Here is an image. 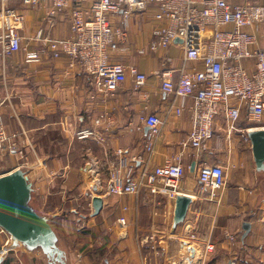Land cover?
<instances>
[{"label": "crops", "instance_id": "obj_1", "mask_svg": "<svg viewBox=\"0 0 264 264\" xmlns=\"http://www.w3.org/2000/svg\"><path fill=\"white\" fill-rule=\"evenodd\" d=\"M51 5V0H0V10L13 8L22 17L18 30L21 50L3 56L0 48V114L8 134L17 135L18 149L0 151V177L18 172L28 188L19 211L23 226L18 234L0 224V250L8 241L12 243L14 234L18 236V244L2 264H264V171L257 170L252 147L241 135L224 140L220 119L209 151L185 152L183 162L190 168L180 188L192 202L185 220L175 229L170 230V220L176 200L166 195L153 196L143 189L137 195L103 197L96 191L100 190L96 181L107 182L118 149L127 151L131 163L141 158L134 162L137 174L178 153L191 129L192 101L165 94L157 72L165 68L163 56L171 57L175 79L181 70L203 65L186 62L178 41L159 53L148 52L156 23L153 10L136 14L125 24L128 49L114 53L112 59L136 67L148 80L137 87L129 73L113 95H104L96 91L93 78L83 67L72 65L65 54L58 58L46 54L40 62H26L27 52L41 50L45 38L72 36L69 11L52 18ZM261 26L249 30L259 33ZM263 37L261 33L264 41ZM181 103L185 108L178 116L175 110ZM98 115L105 116L97 128L104 141L78 139L76 133L92 127ZM151 115L158 116L162 125L154 152L149 153L145 144L150 127L140 120ZM238 125L240 129L248 126L243 119ZM202 162L225 167V188L213 194L201 191L195 172ZM193 164L195 170L191 171ZM89 165L95 171L88 170ZM96 196L102 198L103 206L94 215ZM121 218L125 225L119 223ZM245 223L250 225L248 231ZM35 224L46 230L54 249L63 254L61 263L48 255L37 233L26 232ZM150 231L156 247L144 241L141 248L140 239ZM227 234L235 240L230 241ZM204 240L215 244L213 253L205 254ZM212 255L215 257L207 262Z\"/></svg>", "mask_w": 264, "mask_h": 264}, {"label": "built area", "instance_id": "obj_2", "mask_svg": "<svg viewBox=\"0 0 264 264\" xmlns=\"http://www.w3.org/2000/svg\"><path fill=\"white\" fill-rule=\"evenodd\" d=\"M51 3L49 15L52 18L69 11L72 36L45 38L41 50L27 52L26 62H40L46 54L54 58L65 54L72 65L79 64L93 78L99 93L113 95L125 83L129 73L134 76L137 87L147 82V74L114 61L112 55L128 49L126 22L134 15L150 10H153L156 23L147 51L159 53L178 41L186 62L203 65L202 68L192 66L181 70L175 79V69L170 67L171 57H162L166 65L157 72L161 90L183 101H192L189 106L191 129L180 143L178 153L160 165L145 168L140 174H137L134 162L141 158L132 159L131 163L127 151L118 149L115 161L108 168L109 183L103 190H98L103 197L137 195L145 189L153 196L162 194L176 200L183 194L180 183L190 168L183 162L185 152L188 149L195 153L209 151L219 119L223 123L225 141L241 135L242 141L252 147L248 133L264 128L261 127L264 120V46L260 42L261 36L249 29L264 24V0L237 3L229 0H51ZM21 21L22 17L15 9L3 6L0 10L3 56L21 50L18 32ZM39 33L41 36V31ZM184 108L185 104L181 103L175 114L180 116ZM241 119L248 124L246 128L240 129L238 122ZM104 121L105 116L98 115L93 119L92 127L76 133L77 138L103 142V134L97 128ZM140 121L150 127L145 148L149 153L154 152L162 121L156 115L143 116ZM16 138V134H8L0 114V151L17 150ZM88 167L95 171L93 166ZM196 172L201 191L213 194L226 187L227 173L222 164L202 162ZM96 187L101 188L102 181H98ZM119 223L125 225L126 221L121 218ZM191 238L197 239L194 235ZM227 238L235 240L231 234H227ZM146 239L152 241L154 237L151 235ZM203 246L205 254L215 250L211 241L204 240ZM11 250L8 241L0 250V262Z\"/></svg>", "mask_w": 264, "mask_h": 264}, {"label": "water", "instance_id": "obj_3", "mask_svg": "<svg viewBox=\"0 0 264 264\" xmlns=\"http://www.w3.org/2000/svg\"><path fill=\"white\" fill-rule=\"evenodd\" d=\"M248 136L251 141L256 168L258 171H264V128L252 130L248 133ZM194 170L195 164H193L191 167V171ZM27 195L28 188L24 185V181L20 179L18 172L12 175H4L0 177V224L9 230H12L16 234H18L20 227L23 226L19 211L25 202ZM191 202L192 198L188 195L182 194L176 198L174 211V221L176 224H179L185 220ZM102 206V198L99 196L94 197L93 214L97 215L101 211ZM244 227L248 231L250 225L245 223ZM29 231L30 234L37 233L39 235L41 238L40 245H44L48 255L54 256L53 254L55 252L59 253L57 249H54L51 237L50 240L49 237H46V230H42L39 224H37V226L35 224V226L33 225L32 227H28L26 232ZM16 234L12 236L15 245L18 244V236ZM59 255H61V253H59Z\"/></svg>", "mask_w": 264, "mask_h": 264}, {"label": "rangeland", "instance_id": "obj_4", "mask_svg": "<svg viewBox=\"0 0 264 264\" xmlns=\"http://www.w3.org/2000/svg\"><path fill=\"white\" fill-rule=\"evenodd\" d=\"M229 1L232 2V3H237V2H241V1H243V0H229ZM259 30H260L261 32L257 33L258 35L261 36V33L264 34V24H262V26H261L257 31H259ZM263 38H264V37H263ZM261 41H263V40H261ZM263 42H264V41H263ZM263 42H262V44H264ZM263 121H264V120H263ZM263 126H264V125H263ZM233 139H237V137H235V138H233ZM17 150H18V149H17ZM17 150H14V152H16ZM223 150L226 151L225 148H224ZM223 155L226 156V153L223 154ZM88 170H92V169L88 167ZM188 171H189V170L187 169L185 176L189 174ZM231 171H232L233 176H234V175L236 174L235 170L232 169ZM1 172H3V171H2V169L0 168V173H1ZM195 175H197L196 172H195ZM108 178H109V177H108ZM104 181H105V180H104ZM97 183H98V181H96V184H97ZM108 183H109L108 180H107V182H102V187H101V188H98V189L103 190V188H106V186L108 185ZM96 191L98 192L97 189H96ZM94 193H95V191H94ZM91 195H92V194H91ZM100 195L102 196L101 193H100ZM126 195H127V194H126ZM27 196H28V195H27ZM110 196H111V195H110ZM122 196H124V195H122ZM175 225H178V224H176L175 221H174V219L171 218V220H170V230H171V228H172V229H175V227H176ZM150 232H151V231H150ZM150 232L147 233L148 236H145L143 239H140V240L143 241V243H142V242L140 243L141 248L145 247L146 243H147L148 245H150L151 248H152V247H153V248L156 247L157 244H155V236H154V234H152V232H151V233H150ZM151 235H153L154 239H153L152 241L147 240L146 238L150 237ZM191 236H192V235H191ZM156 239H157V238H156ZM185 240H186V239H185ZM144 241L146 242L145 244H144ZM9 247H11L12 249L16 247V245H15V243H14V241H13V238H12V243L9 244ZM184 250H186V252L189 251L187 248L184 249ZM57 251H58V250H57ZM214 251H215V250H214ZM212 253H213V252H212ZM8 254H9V253H8ZM189 254H190V253H189ZM189 254H187V255H189ZM53 255H54V259H57L58 262L61 263V261H60V257H61L63 254L59 255L58 252H55ZM214 255H215V254H214ZM214 255L210 256V257H209V260H207V262H209L213 257H215ZM7 257H8V255H7ZM7 257H6L3 261H1L0 264H2V263L7 259ZM61 258H62V257H61ZM54 259H53V260H54ZM211 261H212V260H211ZM174 264H175V263H174Z\"/></svg>", "mask_w": 264, "mask_h": 264}]
</instances>
